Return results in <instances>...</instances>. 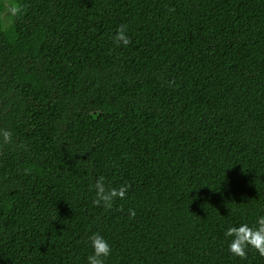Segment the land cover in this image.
Instances as JSON below:
<instances>
[{
	"label": "trees",
	"instance_id": "trees-1",
	"mask_svg": "<svg viewBox=\"0 0 264 264\" xmlns=\"http://www.w3.org/2000/svg\"><path fill=\"white\" fill-rule=\"evenodd\" d=\"M8 1L0 264H264L225 236L264 216V0Z\"/></svg>",
	"mask_w": 264,
	"mask_h": 264
},
{
	"label": "clouds",
	"instance_id": "clouds-1",
	"mask_svg": "<svg viewBox=\"0 0 264 264\" xmlns=\"http://www.w3.org/2000/svg\"><path fill=\"white\" fill-rule=\"evenodd\" d=\"M13 14L20 11L19 6L11 9ZM174 11V9H170ZM127 26L121 25L114 36V43L119 46L123 44L127 46L131 40L126 35ZM13 143V136L10 130L0 128V147ZM19 147H24L19 145ZM92 188L95 192V199L93 204L95 206H102L103 208L111 209L113 203L117 199H123L128 191L127 185H122L119 188L106 187L103 177L95 179ZM135 210H129V218L135 217ZM225 236L230 237L228 244V252L240 259L247 256V250L252 249L261 257H264V216L257 219L256 227H251L248 224H241L239 226L229 227L225 231ZM92 254L87 258V264H105V258L111 254V247L108 242L98 233H93L89 237Z\"/></svg>",
	"mask_w": 264,
	"mask_h": 264
},
{
	"label": "rangeland",
	"instance_id": "rangeland-1",
	"mask_svg": "<svg viewBox=\"0 0 264 264\" xmlns=\"http://www.w3.org/2000/svg\"><path fill=\"white\" fill-rule=\"evenodd\" d=\"M3 9H2V21H3V27L5 29L10 28L13 25V12L11 9L13 8V5L9 3L8 0H1Z\"/></svg>",
	"mask_w": 264,
	"mask_h": 264
}]
</instances>
